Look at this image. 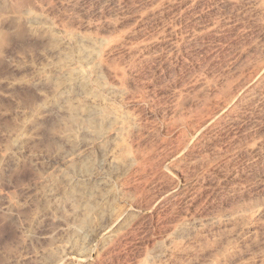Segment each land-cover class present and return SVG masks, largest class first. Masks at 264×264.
Returning <instances> with one entry per match:
<instances>
[{
    "label": "rangeland",
    "instance_id": "rangeland-1",
    "mask_svg": "<svg viewBox=\"0 0 264 264\" xmlns=\"http://www.w3.org/2000/svg\"><path fill=\"white\" fill-rule=\"evenodd\" d=\"M0 264H264V0H0Z\"/></svg>",
    "mask_w": 264,
    "mask_h": 264
},
{
    "label": "bare ground",
    "instance_id": "bare-ground-1",
    "mask_svg": "<svg viewBox=\"0 0 264 264\" xmlns=\"http://www.w3.org/2000/svg\"><path fill=\"white\" fill-rule=\"evenodd\" d=\"M68 109L71 113L70 117L72 118L73 121L83 122L84 126L87 128H91V130L94 131L95 134H100L102 132V129H103L104 123H105V116L106 115L104 116L101 112H99L95 108H86V107L82 108L79 105H77V104L75 105L73 103L68 104ZM80 110H82L85 114L82 116H79L76 113V111L79 112ZM95 116H97L99 118V120H97V117H95ZM69 120H70L69 123H71V119H69ZM81 122H80V124H81Z\"/></svg>",
    "mask_w": 264,
    "mask_h": 264
}]
</instances>
